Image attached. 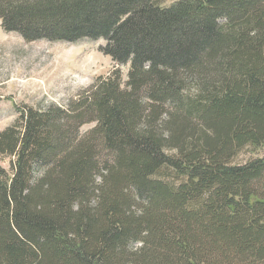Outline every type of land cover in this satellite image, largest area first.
Masks as SVG:
<instances>
[{
	"label": "trees",
	"instance_id": "trees-1",
	"mask_svg": "<svg viewBox=\"0 0 264 264\" xmlns=\"http://www.w3.org/2000/svg\"><path fill=\"white\" fill-rule=\"evenodd\" d=\"M0 23L129 65L0 132V264H264V157L234 162L264 151V0H0Z\"/></svg>",
	"mask_w": 264,
	"mask_h": 264
},
{
	"label": "rangeland",
	"instance_id": "rangeland-1",
	"mask_svg": "<svg viewBox=\"0 0 264 264\" xmlns=\"http://www.w3.org/2000/svg\"><path fill=\"white\" fill-rule=\"evenodd\" d=\"M169 7L180 0H155ZM102 40H80L75 43L25 42L16 33H6L0 23V132L13 125L18 109L42 110L50 105L64 108L67 103L91 86L98 78L118 71L121 82L127 80L129 65H117L99 48ZM93 125L81 128L84 134ZM264 157L258 153L242 152L234 160L243 164ZM9 158L1 166L10 172Z\"/></svg>",
	"mask_w": 264,
	"mask_h": 264
}]
</instances>
